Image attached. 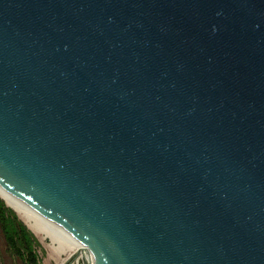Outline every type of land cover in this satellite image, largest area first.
Returning <instances> with one entry per match:
<instances>
[{
    "label": "water",
    "instance_id": "obj_1",
    "mask_svg": "<svg viewBox=\"0 0 264 264\" xmlns=\"http://www.w3.org/2000/svg\"><path fill=\"white\" fill-rule=\"evenodd\" d=\"M0 185L86 264H264V0H0Z\"/></svg>",
    "mask_w": 264,
    "mask_h": 264
},
{
    "label": "trees",
    "instance_id": "obj_2",
    "mask_svg": "<svg viewBox=\"0 0 264 264\" xmlns=\"http://www.w3.org/2000/svg\"><path fill=\"white\" fill-rule=\"evenodd\" d=\"M0 231L5 238L6 249L23 264H41V242L28 224L20 218L16 209L7 205L0 195Z\"/></svg>",
    "mask_w": 264,
    "mask_h": 264
},
{
    "label": "bare ground",
    "instance_id": "obj_3",
    "mask_svg": "<svg viewBox=\"0 0 264 264\" xmlns=\"http://www.w3.org/2000/svg\"><path fill=\"white\" fill-rule=\"evenodd\" d=\"M0 194L6 199L9 205H12L19 212L20 216L25 219L30 227L36 232H45L51 235L53 241H57L58 245L55 246V250L58 252L65 251L67 245L73 244L76 249L83 254V258L77 264H86L85 260L90 259L87 247L80 243L77 238L70 232H67L57 223L45 218L43 215L38 213L34 208L28 205L25 201L15 196L12 192L7 191L0 185Z\"/></svg>",
    "mask_w": 264,
    "mask_h": 264
},
{
    "label": "rangeland",
    "instance_id": "obj_4",
    "mask_svg": "<svg viewBox=\"0 0 264 264\" xmlns=\"http://www.w3.org/2000/svg\"><path fill=\"white\" fill-rule=\"evenodd\" d=\"M20 216L19 212L17 211ZM21 219H23L20 216ZM27 224L28 222L23 219ZM30 227V225L28 224ZM30 229L37 235L41 246L39 249L41 264H77L78 259L83 258V254L75 248L73 244L68 243L67 249L62 252L55 250V246L58 245L57 241H53L51 235L40 231L36 233L31 227ZM73 254H77V257H73ZM70 260V261H69ZM0 264H23L17 257H14L9 251L5 249L4 236L0 231Z\"/></svg>",
    "mask_w": 264,
    "mask_h": 264
},
{
    "label": "flooded vegetation",
    "instance_id": "obj_5",
    "mask_svg": "<svg viewBox=\"0 0 264 264\" xmlns=\"http://www.w3.org/2000/svg\"><path fill=\"white\" fill-rule=\"evenodd\" d=\"M4 240H5V238H4ZM6 242V241H5ZM5 249H6V244H5ZM7 250V249H6ZM8 251V250H7ZM10 253V252H9ZM13 255V254H12ZM14 256V255H13ZM15 257V256H14Z\"/></svg>",
    "mask_w": 264,
    "mask_h": 264
}]
</instances>
